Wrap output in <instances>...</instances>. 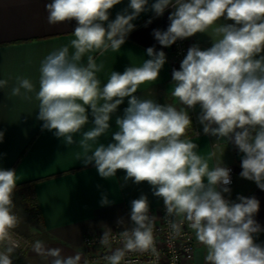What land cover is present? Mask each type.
I'll use <instances>...</instances> for the list:
<instances>
[{"label":"clouds","instance_id":"clouds-1","mask_svg":"<svg viewBox=\"0 0 264 264\" xmlns=\"http://www.w3.org/2000/svg\"><path fill=\"white\" fill-rule=\"evenodd\" d=\"M122 2L46 3L50 25L75 21L74 38L41 61L38 89L31 79L18 76L11 95L34 98L42 130L53 132L67 147L78 145L76 158L85 167L94 166L101 178H114L119 170L125 173L124 184L147 183L163 201L170 235H180L186 224L206 250L205 264H264V242H257L264 226L255 218L260 201L240 194L231 200V169L223 161L210 166L215 152L201 155L187 135L193 129L190 111L199 107L203 134L216 138L214 146L219 141L233 145L241 156L240 177L264 190V0H129L111 19V10ZM169 9L167 28L152 32L161 48L210 29L216 37L205 49L192 44L179 69L172 70L171 96L183 107L136 95L141 85L159 79L167 62L165 51L155 46L146 49L148 59L140 66L113 70L102 84L97 74L104 65L93 53L119 51L141 14H153L147 27ZM8 83L0 79V89ZM126 98L128 106L110 133L112 117ZM109 133L111 142H100ZM4 137L0 130V143ZM18 180L15 169L0 167V264H14L22 248L15 231L21 223L14 212ZM113 203L102 194L101 206ZM155 221L148 196L141 194L130 202L129 227L115 233L109 228L89 242L110 249L100 260L90 262L79 252L64 255L41 240L29 246L45 264H137L126 257L151 253L158 259Z\"/></svg>","mask_w":264,"mask_h":264},{"label":"crops","instance_id":"crops-1","mask_svg":"<svg viewBox=\"0 0 264 264\" xmlns=\"http://www.w3.org/2000/svg\"><path fill=\"white\" fill-rule=\"evenodd\" d=\"M48 2L51 0H0V79L9 81L7 87L0 89V130L5 132L4 141L0 143V167L16 170L19 180L15 196L23 199L25 191L29 190L39 214V223L33 224L28 234L29 244L19 264H45L29 246L36 240L43 241L48 247L61 248L64 255L79 252L84 259L95 262L92 259L94 249L84 242L87 233L129 227L130 202L141 194L148 196L151 209H158L163 201L153 196L147 183L137 185L129 181L124 184L123 171L118 170L114 178L103 179L94 166H83L76 158L81 151L78 145L67 147L53 132L42 130V122L36 119L38 102L34 98L26 101L11 95V88L18 76L31 79L38 89L41 61L53 50L69 45L74 38L75 21L55 25L48 23L45 9ZM128 2L123 0L116 5L111 10L110 18L114 19ZM170 11L166 10L163 17L153 18L147 27L145 24L153 14H141L133 22L136 24L135 30L119 51L109 50L103 56L98 52L93 53L97 63L104 65L97 74L102 84L106 83L113 70L122 73L127 66H140L144 59H148L146 49L155 46L157 50L165 51L167 62L159 79L141 85L136 95L142 99L183 107L171 96L172 70H178L172 57V46L161 48L152 35L153 29L167 28ZM215 38L210 29L206 34L198 33L189 38V41L191 45L197 43L201 49H205L211 46ZM127 106L126 98L112 117L110 133L116 131V116H122ZM199 112V107L190 111L193 129H189L188 137L199 145L197 151L206 158L215 152V157L209 159L210 166L217 161L235 166V182L230 186V199L235 201L238 194L256 197L260 201V210L255 218L264 226V190L240 177L241 156L233 145L219 141L214 146L216 138L203 134L202 126L197 121ZM90 127L91 124L86 125L85 130ZM196 132L200 135L197 136ZM110 133L107 137H101L100 142H111ZM79 138V135L75 137L77 141ZM19 185H25V189L18 188ZM102 194H107L114 203L101 206ZM119 218L124 219L122 225H117ZM257 242H264V233L259 235ZM195 243L194 258L186 264H205L206 250L196 238Z\"/></svg>","mask_w":264,"mask_h":264},{"label":"built area","instance_id":"built-area-1","mask_svg":"<svg viewBox=\"0 0 264 264\" xmlns=\"http://www.w3.org/2000/svg\"><path fill=\"white\" fill-rule=\"evenodd\" d=\"M191 46V43L188 39L177 41L172 45V57L176 63L177 68L179 69L180 63L184 56L187 53V49ZM231 169V185L235 182V166L231 164L225 165ZM230 185V186H231ZM152 214L156 216V228H155V239H156V248L158 252L157 257L153 256L151 253H132L129 254L126 259H131L137 261V264H186L194 258L196 251V243L194 233L188 229L185 224L181 230L180 235L171 236L169 230L166 226V223L163 219L165 214L164 205L158 209H151ZM123 228H114L113 232H119ZM103 231L87 233L84 237L85 245L91 249H94V254L92 259L95 261L100 260L104 255L110 254V249L99 246L98 242L89 246V242L93 239L98 241V238L102 235ZM18 234V233H17ZM19 237L22 239V248L18 252V258L14 260V264H19L20 259L24 255L26 248L29 244L20 234ZM27 242V243H23ZM119 244H114L112 247H119Z\"/></svg>","mask_w":264,"mask_h":264},{"label":"rangeland","instance_id":"rangeland-1","mask_svg":"<svg viewBox=\"0 0 264 264\" xmlns=\"http://www.w3.org/2000/svg\"><path fill=\"white\" fill-rule=\"evenodd\" d=\"M14 204V212L21 218V223L15 231L29 242L28 234L31 232L33 224L39 223V214L36 204L31 195H29L28 199H26V196H24L23 199H20L18 196H14Z\"/></svg>","mask_w":264,"mask_h":264},{"label":"trees","instance_id":"trees-1","mask_svg":"<svg viewBox=\"0 0 264 264\" xmlns=\"http://www.w3.org/2000/svg\"><path fill=\"white\" fill-rule=\"evenodd\" d=\"M24 186H25V185H19L18 188L25 189ZM28 192H29V193H28ZM28 192L25 191L26 199H28L29 195L32 196V193H31L29 190H28ZM32 197H33V196H32Z\"/></svg>","mask_w":264,"mask_h":264}]
</instances>
